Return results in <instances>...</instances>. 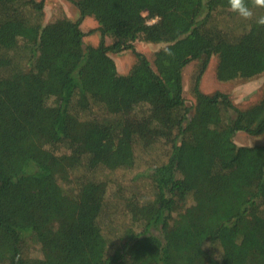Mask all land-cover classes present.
Segmentation results:
<instances>
[{
	"label": "trees",
	"instance_id": "1",
	"mask_svg": "<svg viewBox=\"0 0 264 264\" xmlns=\"http://www.w3.org/2000/svg\"><path fill=\"white\" fill-rule=\"evenodd\" d=\"M73 3L79 20L45 24V0H0V264H264V146L234 140L264 135V98L241 110L200 88L213 57L221 82L264 73V26L228 0ZM139 40L165 45L153 63ZM127 50L122 75L111 54ZM155 148L146 194L107 178Z\"/></svg>",
	"mask_w": 264,
	"mask_h": 264
},
{
	"label": "rangeland",
	"instance_id": "2",
	"mask_svg": "<svg viewBox=\"0 0 264 264\" xmlns=\"http://www.w3.org/2000/svg\"><path fill=\"white\" fill-rule=\"evenodd\" d=\"M64 16L74 21L80 19V12L73 3V0H45V24L52 23ZM219 19V24L221 26L226 25V22L224 24V21L222 20L225 19L224 17H220ZM153 22L154 21L151 23ZM98 26V23L93 18H86L83 20L81 29L85 33L84 42L86 46H98L100 44L101 36L98 31ZM238 33H241V31ZM106 44H112V40L107 38ZM164 46V44L147 43L140 40L134 43L136 51L145 55L152 63L156 52L164 48ZM111 57L116 62L118 71L122 75L128 74L137 61L135 54L130 50L121 52L120 54H111ZM217 65L218 58L213 57L209 62L207 70L201 77L200 88L204 93L209 95H213L217 92L225 93L230 96L234 104L241 110L254 106L264 98V73L251 79H236L233 81L221 82L217 78ZM200 68L201 62L194 61L185 68L183 73L184 95L187 105L190 108H193L196 104V100L192 94V88L195 84ZM234 140L238 146H264V135L251 136L241 132L236 135ZM161 154V151L157 148L152 150L138 149L137 164L133 169H121L119 161H116L113 163L114 171L108 172L106 176L108 179L121 182L123 186L129 188H134L136 186L138 192L146 194V189L144 187L145 180L140 179L135 181L134 179L135 177H139L138 175L145 171V167L148 163L153 164L160 162L163 157ZM112 187L113 190L116 189L115 186ZM120 204H122V202H120ZM192 205L193 202H189L184 209L186 210V208H189ZM32 250L33 256L38 257L39 249L34 247Z\"/></svg>",
	"mask_w": 264,
	"mask_h": 264
},
{
	"label": "clouds",
	"instance_id": "3",
	"mask_svg": "<svg viewBox=\"0 0 264 264\" xmlns=\"http://www.w3.org/2000/svg\"><path fill=\"white\" fill-rule=\"evenodd\" d=\"M232 12L244 20H253L259 26H264V15L255 16L254 8H264V0H228ZM167 54L171 55L170 52Z\"/></svg>",
	"mask_w": 264,
	"mask_h": 264
}]
</instances>
